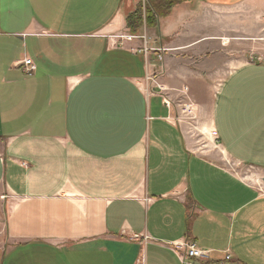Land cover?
Wrapping results in <instances>:
<instances>
[{
  "label": "crops",
  "instance_id": "crops-1",
  "mask_svg": "<svg viewBox=\"0 0 264 264\" xmlns=\"http://www.w3.org/2000/svg\"><path fill=\"white\" fill-rule=\"evenodd\" d=\"M238 3L264 11L187 0L145 43L119 45L133 0H0V264H183L170 245L186 240L208 252L194 264H264V191L197 148L176 92L166 105L144 84L161 50L225 54ZM202 116L214 148L261 181L264 62L236 66Z\"/></svg>",
  "mask_w": 264,
  "mask_h": 264
},
{
  "label": "rangeland",
  "instance_id": "rangeland-1",
  "mask_svg": "<svg viewBox=\"0 0 264 264\" xmlns=\"http://www.w3.org/2000/svg\"><path fill=\"white\" fill-rule=\"evenodd\" d=\"M139 1L142 2L141 9L144 15L146 0H133V11L136 9ZM244 5V3H238L235 7L227 9V40L223 39L224 43L227 41L225 54L223 52L224 47L221 45L219 47H209L207 50L203 49L200 54L195 55L187 54V51L178 53L168 49L161 50V52H158L159 54H151L152 73L149 76V80H146L144 84L148 90L160 94L164 99H168L167 94L169 92H176L178 95H176L174 105L175 120L188 129L197 148L201 152L206 153V155H209L208 157L217 164L237 176L247 179L250 183L257 186L260 191H264V178L259 181V178L256 177L257 173L255 169L239 166L231 161L228 156L221 153L218 147L214 148L215 144L212 142L213 138L211 134L208 140L203 134V131L206 129L202 130V128L207 127V123L204 124L207 119L197 118L199 115L207 116L212 98L225 76L236 66L246 62H264V11L261 9L254 10L253 7ZM157 25L148 27L143 24L138 28L136 34H132L128 29L124 30L122 34L134 35L136 37H133L132 41L133 39H139L145 43V29H150L149 33L152 32L153 35V30ZM118 42H123L122 45H125L131 41L118 40ZM217 44L215 43V45ZM147 48L152 52L151 48ZM177 74H180L182 78L177 76ZM180 78L182 79L180 83H184L181 86L184 87L166 86L165 88L162 87L163 85L161 86L164 81L174 82ZM176 81L178 83V80ZM195 100L197 101L196 104L200 110V114L196 115L194 119L195 116L192 117L193 111L186 106L189 103L192 107L191 103L195 102ZM193 127L196 130H193ZM197 130L202 134L204 144ZM208 148L212 150H208Z\"/></svg>",
  "mask_w": 264,
  "mask_h": 264
},
{
  "label": "trees",
  "instance_id": "trees-1",
  "mask_svg": "<svg viewBox=\"0 0 264 264\" xmlns=\"http://www.w3.org/2000/svg\"><path fill=\"white\" fill-rule=\"evenodd\" d=\"M185 1L187 0H146L144 15L142 2L139 1L136 9L127 15L126 27L132 34H136L143 24L148 27L155 26L159 18L167 16L175 5Z\"/></svg>",
  "mask_w": 264,
  "mask_h": 264
},
{
  "label": "built area",
  "instance_id": "built-area-1",
  "mask_svg": "<svg viewBox=\"0 0 264 264\" xmlns=\"http://www.w3.org/2000/svg\"><path fill=\"white\" fill-rule=\"evenodd\" d=\"M133 37L135 38L136 36L130 34H123L119 37V40L132 41ZM115 43H119V45H122L123 42H118L116 40ZM143 49L144 51L149 50L147 47H143ZM22 63L25 65V71L28 74H31V72L35 70V64L32 62L31 59L24 58L22 60ZM166 105H169L168 101H166ZM170 246L173 252L178 255L183 264H194V261L198 259L206 260L209 257L208 252L199 248L194 241H185L181 242L180 244L176 242L171 244Z\"/></svg>",
  "mask_w": 264,
  "mask_h": 264
},
{
  "label": "bare ground",
  "instance_id": "bare-ground-1",
  "mask_svg": "<svg viewBox=\"0 0 264 264\" xmlns=\"http://www.w3.org/2000/svg\"><path fill=\"white\" fill-rule=\"evenodd\" d=\"M120 37V36H119ZM19 64H21V65H23V70H24V72L27 74V75H31V74H33V72L35 71V70H33L32 72H31V74H28L26 71H25V65L22 63V61H20L19 62ZM35 69H36V66H35ZM165 102V104H166V101H168V103H170V101H169V99H165L164 100ZM188 109H191L192 110V107H191V105H189V103H188V106H186ZM178 244H180V243H178Z\"/></svg>",
  "mask_w": 264,
  "mask_h": 264
}]
</instances>
